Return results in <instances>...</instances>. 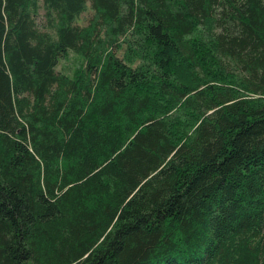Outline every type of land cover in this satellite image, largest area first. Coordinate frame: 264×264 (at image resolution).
<instances>
[{
    "label": "trees",
    "instance_id": "trees-1",
    "mask_svg": "<svg viewBox=\"0 0 264 264\" xmlns=\"http://www.w3.org/2000/svg\"><path fill=\"white\" fill-rule=\"evenodd\" d=\"M0 264H264V0H0Z\"/></svg>",
    "mask_w": 264,
    "mask_h": 264
},
{
    "label": "rangeland",
    "instance_id": "rangeland-1",
    "mask_svg": "<svg viewBox=\"0 0 264 264\" xmlns=\"http://www.w3.org/2000/svg\"><path fill=\"white\" fill-rule=\"evenodd\" d=\"M87 11H85L77 20V24L81 27L83 26H87V24L89 23L90 19L93 17L94 15V11L92 10L91 8V3L90 1L87 2ZM38 22L39 24L42 23V20L39 18L38 19ZM119 55L121 56L122 55V52L119 53ZM75 62L72 61V59L70 60H62L59 67H58V70H61V69H67V70H72L74 68V65Z\"/></svg>",
    "mask_w": 264,
    "mask_h": 264
},
{
    "label": "bare ground",
    "instance_id": "bare-ground-1",
    "mask_svg": "<svg viewBox=\"0 0 264 264\" xmlns=\"http://www.w3.org/2000/svg\"><path fill=\"white\" fill-rule=\"evenodd\" d=\"M83 4H84V3H83ZM83 4H82V5H83ZM81 8H82V7H81ZM82 10H83V9H82ZM84 10H85V9H84ZM33 13H34V12H33ZM36 14H37V13H36ZM36 14H35V15H36ZM44 17H45V16H44Z\"/></svg>",
    "mask_w": 264,
    "mask_h": 264
}]
</instances>
